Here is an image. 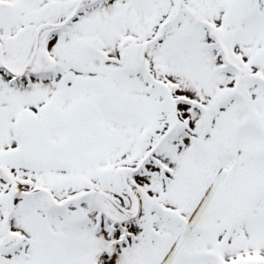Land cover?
<instances>
[{"label":"snow or ice","instance_id":"obj_1","mask_svg":"<svg viewBox=\"0 0 264 264\" xmlns=\"http://www.w3.org/2000/svg\"><path fill=\"white\" fill-rule=\"evenodd\" d=\"M0 264H264V0H0Z\"/></svg>","mask_w":264,"mask_h":264}]
</instances>
